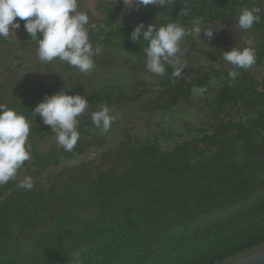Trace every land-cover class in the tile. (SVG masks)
Returning <instances> with one entry per match:
<instances>
[{
    "label": "trees",
    "instance_id": "obj_1",
    "mask_svg": "<svg viewBox=\"0 0 264 264\" xmlns=\"http://www.w3.org/2000/svg\"><path fill=\"white\" fill-rule=\"evenodd\" d=\"M100 5L103 19L88 25L93 47L102 48L90 74L59 59L41 62L37 38L19 18L21 27L0 37V104L31 121L32 145L16 179L0 185V264H73L77 251L81 264H218L262 244L264 80L250 69H235L239 75L231 80L223 51L243 49L242 37L253 39V67L262 66L264 0H174L164 9L127 11L123 2ZM253 6L261 8V21L243 32L238 16ZM182 9L187 15H179ZM193 18L214 34L200 40L204 46L185 38L186 67L179 78L166 66L164 76L129 87L75 82L96 71L147 72V44L130 38L135 26L178 22L191 28ZM197 56L203 63L189 66ZM193 86L206 91L194 95ZM62 88L90 103L78 118L80 139L71 152L31 112ZM195 97L204 121L168 119ZM102 104L131 121L114 132L116 120L102 133L91 121ZM135 117L140 128L132 124ZM144 128L153 129L143 136ZM19 175L33 178L32 190L17 187Z\"/></svg>",
    "mask_w": 264,
    "mask_h": 264
},
{
    "label": "clouds",
    "instance_id": "obj_2",
    "mask_svg": "<svg viewBox=\"0 0 264 264\" xmlns=\"http://www.w3.org/2000/svg\"><path fill=\"white\" fill-rule=\"evenodd\" d=\"M119 2L117 0L116 4ZM174 0H123L125 10H139L141 6L154 5L164 9ZM261 8L244 7L238 16V26L243 31L251 29L261 21ZM179 15H187L183 9ZM31 38H37V55L41 62L59 59L81 73H89L95 68L94 57L102 51L100 45L93 47L89 38V15L78 10V0H0V37L7 38L12 31L21 27ZM192 27L188 28L178 22H169L156 27L152 23L145 30L144 23L135 26L130 34L134 42H146L143 48L146 57V68L150 73L164 76L168 67L171 76L179 78L186 64L181 60L186 49L181 44L186 37L200 38L204 33L209 39L214 30L202 29L200 18H193ZM94 27V25H93ZM39 33V36H38ZM42 37V38H41ZM246 41L243 49L233 47L223 51V59L232 65L228 77L235 80L239 73L235 69L249 70L257 62L254 40L242 37ZM71 88L45 96L34 109L33 117L39 115L45 125L55 133L57 144L65 151L71 152L80 139L78 130L79 117L88 109L87 96L68 94ZM205 88L193 86L194 95H202ZM120 118V113L113 114L107 104H102L92 112L93 125L107 133L113 122ZM31 121L16 109L0 104V185L15 180L18 170L31 159L32 145L28 142ZM23 190H32L34 180L25 176L17 185ZM86 251V249H84ZM81 252L73 254V264H81Z\"/></svg>",
    "mask_w": 264,
    "mask_h": 264
},
{
    "label": "rangeland",
    "instance_id": "obj_3",
    "mask_svg": "<svg viewBox=\"0 0 264 264\" xmlns=\"http://www.w3.org/2000/svg\"><path fill=\"white\" fill-rule=\"evenodd\" d=\"M103 1L107 2V0H78V10L79 11H83V12H87L89 15V23L92 22H96V21H100L101 19H103L104 15L102 14V12H100L99 10V6H101L100 4L103 3ZM108 2H112V3H116L117 0H108ZM123 2V0H119L118 3ZM211 30V29H210ZM198 41V43L200 44V46H204V44L202 42H200V40H205L208 39V37L204 34L201 33V39L200 38H196ZM213 47H209V51L212 50ZM202 57L201 56H197V57H190L187 64L190 66L193 63H203L202 61ZM116 71L114 72H107V73H102L99 71L94 72V75L89 76L86 75L84 77H79L75 79V82H77L78 84H80V86L82 85H87L89 83V81L92 79V82L95 80H99L98 84H102L103 82L105 83V85H120L122 87H129L130 85L133 84V82L138 81V80H143L144 78H148V79H158L156 78L157 75L155 76V74L150 73L149 71L147 72H143V73H139V74H129V72H127L125 69H115ZM249 72L257 77L258 79H262L264 80V63L262 64V66L260 67H252L250 68ZM90 74V72H89ZM93 77V78H92ZM131 81V83H129ZM93 84H91V88L94 89ZM199 98L195 97L193 99H191L189 102L185 103V104H181L180 106L177 107V109L174 111V114L168 119H172L174 120L173 122H178L180 121L181 124H185L186 122L190 121V119H193L194 121H196V123H200V120L204 121L203 115L201 117H199L200 115V102H199ZM118 113V112H116ZM122 114L120 113V118H121ZM117 120V125H119V127L117 129H115L114 132L118 131V129L124 127V124L127 120V122L131 121V118H123V120L121 119ZM154 119L151 120V118H147L145 119V122H153ZM202 122V121H201ZM124 123V124H122ZM132 124L135 125L134 127H138L140 128V123L137 120V117L132 119ZM149 124V123H148ZM154 124H158V123H154ZM145 126V125H144ZM138 128V129H139ZM154 128V127H153ZM153 128H148V129H141V134L143 136H145V134L152 130ZM106 135V134H105ZM104 135V136H105ZM109 144H113V141L111 139ZM19 180H23L24 176L23 175H19L18 176Z\"/></svg>",
    "mask_w": 264,
    "mask_h": 264
},
{
    "label": "water",
    "instance_id": "obj_4",
    "mask_svg": "<svg viewBox=\"0 0 264 264\" xmlns=\"http://www.w3.org/2000/svg\"><path fill=\"white\" fill-rule=\"evenodd\" d=\"M218 264H264V242Z\"/></svg>",
    "mask_w": 264,
    "mask_h": 264
}]
</instances>
